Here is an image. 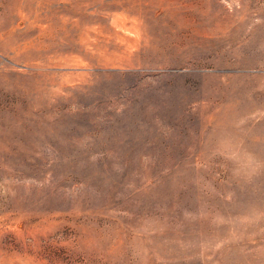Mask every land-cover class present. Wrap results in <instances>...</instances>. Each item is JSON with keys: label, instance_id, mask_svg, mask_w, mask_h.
I'll list each match as a JSON object with an SVG mask.
<instances>
[{"label": "rangeland", "instance_id": "1", "mask_svg": "<svg viewBox=\"0 0 264 264\" xmlns=\"http://www.w3.org/2000/svg\"><path fill=\"white\" fill-rule=\"evenodd\" d=\"M0 264H264V0H0Z\"/></svg>", "mask_w": 264, "mask_h": 264}]
</instances>
